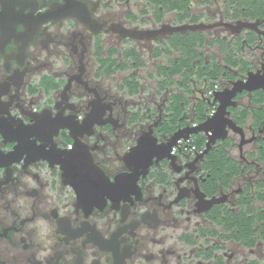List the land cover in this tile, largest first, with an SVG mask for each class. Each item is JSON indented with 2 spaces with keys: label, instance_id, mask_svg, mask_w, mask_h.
I'll list each match as a JSON object with an SVG mask.
<instances>
[{
  "label": "flooded vegetation",
  "instance_id": "obj_1",
  "mask_svg": "<svg viewBox=\"0 0 264 264\" xmlns=\"http://www.w3.org/2000/svg\"><path fill=\"white\" fill-rule=\"evenodd\" d=\"M262 2L0 0V264L263 261V243L247 247L228 237L218 211L239 208L242 174L256 173L259 165L254 153L264 125L257 131L249 123L239 125L234 111L257 108L264 87L238 92L236 104L228 106V117L246 139L253 138L242 147L241 135L229 128L201 157L208 141L203 132L201 150L191 145L197 133L179 140L171 151L174 163L154 156L146 166V157L131 156L143 133L151 132L158 144L168 142L178 130L215 114L216 92L264 70ZM196 24L205 28L171 31ZM126 31L159 34L134 39ZM192 34L199 36L191 41L199 53L192 64L202 62L206 71L215 61L225 70L213 87L204 83L190 92L176 85L158 95L159 71L189 59L174 37ZM118 73L124 75L117 78ZM131 74L140 82L136 96L124 87ZM178 93L185 97L186 116L169 133L161 123ZM199 99L213 108L204 121L192 123ZM66 124L74 126L80 149ZM228 138L236 142L232 157L247 168L226 189L215 184L206 162L211 149Z\"/></svg>",
  "mask_w": 264,
  "mask_h": 264
},
{
  "label": "trees",
  "instance_id": "obj_2",
  "mask_svg": "<svg viewBox=\"0 0 264 264\" xmlns=\"http://www.w3.org/2000/svg\"><path fill=\"white\" fill-rule=\"evenodd\" d=\"M198 37L196 34H192L190 39L179 36L174 37L178 41V45H182V48L185 49V54L189 56V59L183 58L182 62L172 63L171 66L164 67L162 71H159V79L157 80L158 95L165 93L167 89H171L176 85L188 89L190 92L204 83L208 85L207 88H210L219 80L221 73L225 70L223 64L213 61L206 71L202 69V62L197 63L196 66L192 64L193 58L199 56V53L191 41L192 38L197 40ZM127 54L137 56L135 50H129ZM227 63L236 65L237 61L227 58ZM183 69L186 70V74L179 80L175 79L176 73ZM197 71H199L198 78H194L193 76ZM124 81V87H128V94L136 96L139 93L140 86L137 76L131 74ZM258 95L260 98L256 101V103H259L257 108L239 107L234 111V120L239 125L243 126L249 123L256 131L264 125V92ZM183 101L186 102L182 94H173V101L167 106V111L170 114L169 119L161 123L163 131L171 133L182 126L181 116H186L181 105ZM212 108L213 103L211 101L199 99L191 116L192 123L204 121ZM139 115L140 111L137 112V117ZM205 144L206 136L203 133H197L192 137L191 145L195 146L196 149H203ZM235 145L234 138H228L215 145L207 156L206 167L215 178V184L220 185L219 183L222 182L223 187H226V189L239 178V171L247 168L232 157L231 149ZM254 155L259 165L254 167L256 173L250 176L242 174L244 192L238 201L239 208L237 210H232L229 207L222 208L218 211L220 216L218 223L222 225L228 237L236 238L244 246L254 247L262 242L264 248V138L260 140ZM244 264H264V260L252 259Z\"/></svg>",
  "mask_w": 264,
  "mask_h": 264
},
{
  "label": "water",
  "instance_id": "obj_3",
  "mask_svg": "<svg viewBox=\"0 0 264 264\" xmlns=\"http://www.w3.org/2000/svg\"><path fill=\"white\" fill-rule=\"evenodd\" d=\"M239 24L240 27H251V23L249 22H239ZM204 28V24H196L174 27L171 31L184 32L187 29L199 30ZM158 34L159 31H126L125 33H123L124 36H129L134 39H154ZM261 87H264V70H260L256 73L250 72L245 80L240 79L235 81L232 88H227L223 91H218L215 93L214 101L219 102V106L214 115L208 117L204 122L200 123L197 126H187L183 129L178 130L171 136L168 142L161 144L157 143V138L152 136L151 132H145L139 138L138 144L132 148L131 156L142 158L146 157V162L144 164L146 166L151 163V160L154 156H157L158 158L165 156L171 157L174 163L176 157L175 155L171 154V151L174 146L179 145V140H188L192 133L203 132L207 136L208 141L206 149L199 154V157H201L208 152L212 144H215L219 139H224L227 137L229 128L241 135L242 140L240 143V147H242L245 143L250 142L253 138L246 139L243 128L238 126L231 118L228 117V106L236 104L234 101H232V99L238 94V92H242L243 90L250 91ZM62 126H67L68 128H70L71 135L75 139V146L77 147L76 149H80L77 133L74 126H72L71 124ZM69 157L73 158L74 156L70 155ZM225 197L227 196H224L222 198H214L210 201V204L219 202Z\"/></svg>",
  "mask_w": 264,
  "mask_h": 264
},
{
  "label": "rangeland",
  "instance_id": "obj_4",
  "mask_svg": "<svg viewBox=\"0 0 264 264\" xmlns=\"http://www.w3.org/2000/svg\"><path fill=\"white\" fill-rule=\"evenodd\" d=\"M148 56H149V55H148V53L146 52V53H145V57H146L147 59H148ZM149 62H150V64L152 63L151 61H149ZM123 75H124V74L118 73V74H117V78H121Z\"/></svg>",
  "mask_w": 264,
  "mask_h": 264
},
{
  "label": "built area",
  "instance_id": "obj_5",
  "mask_svg": "<svg viewBox=\"0 0 264 264\" xmlns=\"http://www.w3.org/2000/svg\"><path fill=\"white\" fill-rule=\"evenodd\" d=\"M210 93H212V91H210Z\"/></svg>",
  "mask_w": 264,
  "mask_h": 264
}]
</instances>
